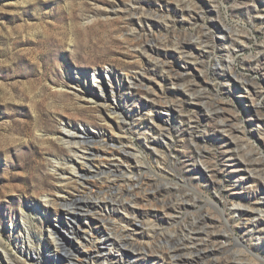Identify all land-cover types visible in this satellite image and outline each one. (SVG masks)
Masks as SVG:
<instances>
[{
    "label": "rangeland",
    "instance_id": "374dc122",
    "mask_svg": "<svg viewBox=\"0 0 264 264\" xmlns=\"http://www.w3.org/2000/svg\"><path fill=\"white\" fill-rule=\"evenodd\" d=\"M95 68L155 91L117 78L99 100ZM61 245L76 264H264V0H0V264H65Z\"/></svg>",
    "mask_w": 264,
    "mask_h": 264
},
{
    "label": "bare ground",
    "instance_id": "6f19581e",
    "mask_svg": "<svg viewBox=\"0 0 264 264\" xmlns=\"http://www.w3.org/2000/svg\"><path fill=\"white\" fill-rule=\"evenodd\" d=\"M142 15V14H141ZM185 53V52H184ZM170 72V71H169ZM164 73V72H163ZM77 74L78 75H80V76H82V77H86L87 75H88V73L86 72V71H84V70H81V71H78L77 72ZM90 75H92L91 76V78H92V80H94V89H93V94L94 95H96L98 98H100L99 100H104L105 102H108L109 100H114V101H117V95H119V93H122L123 91V89H120V91L118 90H116V88H114V82H115V80L118 78V79H120V82H121V84H122V82L124 81H126L127 82V80L129 81V88H131L132 86L133 87H138V86H143V87H147V89H150V90H152V91H155V90H153V88L151 87L152 85H150V84H146L145 82H143V81H140V82H142V83H140V84H138V83H136V82H134V81H132V79H130L128 76H126V77H121L120 75H118V74H116L114 71H113V69L112 68H95L94 70H93V72H92V74H90ZM142 79V78H141ZM173 82V81H172ZM174 83V82H173ZM176 84V83H175ZM121 87H122V85H121ZM109 90V92L111 93L109 96L107 95V93H106V91H108ZM90 101H94V99H89ZM167 112H170L169 110H167ZM112 114H117V111L116 112H113ZM120 114V116H121V114L122 113H119ZM123 116V115H122ZM121 118V117H120ZM119 118V119H120ZM124 119H123V122L124 123H128V121L126 120V118L125 117H123ZM150 118H152L151 120H154V122H156L155 120L156 119H154L153 117H150ZM122 120V119H121ZM79 129H81V130H79V132H77L76 131V133H72L71 132V130L70 129H68L67 127L64 129V131L63 132H66V134H68L69 135V137H72V138H74V134H76V135H80V136H84V132L85 131H87V128L86 127H81V128H79ZM135 129H136V131L138 130V126L137 127H135ZM141 131V130H140ZM145 138H147V137H145ZM66 139V138H65ZM68 141H66V143H68V144H74V145H77V147L79 146V148L80 149H82L83 151H81V152H87L88 154L87 155H85V153H83L82 154V156L84 157V156H87V158H91V159H93V158H102V157H104V156H106V155H102V154H100V152H98V151H95L94 149H93V147L91 148V147H86V146H82V145H80V144H77V143H74V142H72V141H70L69 142V139H67ZM106 140V139H105ZM120 148V147H119ZM118 148V149H119ZM123 148H125V147H123ZM71 150V152L72 153H74V154H76L75 156V158H77L76 160H74V159H72L71 160V162H68L67 164L69 165V166H71L70 167V172H71V174L73 173V174H75V175H78V176H80L81 178H83V179H86L87 177H88V175L90 174L89 172L90 171H88V170H91L93 167H92V165H90V163H88V162H85V163H83L84 165H82V164H78L79 162H78V160H80V158L79 157H77V154H78V151H75V150H72V148H70ZM121 149V148H120ZM127 151V150H126ZM125 151V149H121V151L119 150V151H117V150H112V151H110L109 152V154H107V158H110L111 160H112V164H111V166H112V168H115V169H121L122 167H124V165L123 164H125V163H127V167L128 168H131V165L128 163V161L125 159V156H126V154L128 155V151L126 152ZM108 152V151H107ZM135 156V155H134ZM55 157V156H54ZM136 157V156H135ZM105 158V157H104ZM82 159V158H81ZM136 159V158H135ZM103 160V159H102ZM138 161V160H137ZM139 162V161H138ZM103 163V162H102ZM131 163V162H130ZM140 163V162H139ZM58 164V163H57ZM60 164V163H59ZM132 164V163H131ZM84 169H87V170H84ZM66 174V173H65ZM65 174H63V175H65ZM66 176V175H65ZM126 177V176H125ZM127 178V177H126ZM125 178V179H126ZM129 179H131L130 177H129ZM127 181V180H126ZM148 191H149V189L148 190H146V194L148 195ZM146 194H144V195H146ZM46 199V198H45ZM48 199V198H47ZM46 199V200H47ZM48 201V200H47ZM53 201V202H52ZM51 202V204H53V205H55V206H59V203H58V205H57V203H56V201L55 200H52ZM126 201V203L129 201L128 199H126L125 200ZM113 202H115V201H113ZM117 202V201H116ZM49 203V202H48ZM121 203H123V205H125L124 203V200L123 201H121ZM130 203V201L128 202V204ZM132 203V202H131ZM96 205H99V207H101V208H104V209H106V208H108V205H106L105 207H104V205H100V202H96L95 204H93L92 206H94L95 208H93L94 209V211H95V209H97V206ZM60 207V206H59ZM81 207H87V205L86 206H84V205H82ZM64 208V207H63ZM125 208V207H124ZM100 209V208H99ZM76 210L77 209H74V208H72V207H68L65 211H66V215H68V216H72V215H76V213L78 214V212H76ZM107 210V209H106ZM126 212H127V214H129V215H131V211H132V209L131 208H128V207H126V209H124ZM77 211H79V214H80V212H82L81 211V209H79V210H77ZM56 212H58V214L61 212L60 210H57ZM84 212H86L85 210H83V216H85V219L87 220V222L89 221V218H90V213L92 212V210L91 211H87L88 213H84ZM89 214V215H88ZM103 221V220H102ZM121 222V221H120ZM68 224V232L71 234V235H74L75 237H77L78 239H79V237H78V234H79V232L80 231H82L83 232V230L85 229L86 230V228L85 227H83V226H85V222H82V224L83 225H81V224H79L78 222H73V221H71V220H69V222L67 223ZM87 225H88V223H86ZM50 236H52V232H50V234H49ZM80 237H82V234H81V236ZM86 237V236H85ZM52 239V238H51ZM111 239V236H108L107 235V237H106V239H105V241L106 242H108L109 243V250H110V252H112L116 247H117V243L116 242H118V241H111L110 240ZM117 239H120V241H123L122 239H121V237L120 236H118L117 237ZM79 240H81V239H79ZM91 241H92V239H91ZM52 242L54 243V245H55V248H57L58 250H59V248H60V246L58 245L59 244V242L56 240V238H53V240H52ZM93 242H94V240H93ZM115 242V243H114ZM82 246H84V247H86L87 248V243L86 242H82ZM94 244L96 245L97 244V242H94ZM119 247H120V249H121V252L122 251H124L126 248H131V244H127V243H125V242H123L121 245H119ZM152 248V247H151ZM132 249L134 250V247H132ZM161 250V249H160ZM134 251H136V250H134ZM144 253L145 252H147V253H150V254H159V248H157L156 246L155 247H153L152 249H147L146 250V248H144ZM137 252V251H136ZM54 253L55 254H57L55 251H54ZM162 254V253H161ZM56 256V255H55ZM132 263V261H130L129 262V264H131ZM65 264H76L74 261H73V259H71V258H68L66 261H65Z\"/></svg>",
    "mask_w": 264,
    "mask_h": 264
},
{
    "label": "flooded vegetation",
    "instance_id": "af4514ba",
    "mask_svg": "<svg viewBox=\"0 0 264 264\" xmlns=\"http://www.w3.org/2000/svg\"><path fill=\"white\" fill-rule=\"evenodd\" d=\"M168 103V102H167ZM171 103V102H170ZM170 106H172V105H170ZM214 206V205H213ZM215 207V206H214ZM215 209H218L217 207H215ZM189 226H191V225H189ZM208 228V224H205L204 225V228H202V230H206ZM194 230H196V229H194ZM200 232H196L195 234L197 235V234H199ZM237 245H238V247H240V248H244L246 251H244V250H242L243 251V253L244 252H248V253H250V254H252L253 253V251L251 250V249H249L246 245H244L239 239H237ZM242 251H241V253H242ZM252 255H254V254H252ZM175 258V260L177 259V257H174ZM242 260L241 261H245V259L244 258H241Z\"/></svg>",
    "mask_w": 264,
    "mask_h": 264
},
{
    "label": "water",
    "instance_id": "95a60500",
    "mask_svg": "<svg viewBox=\"0 0 264 264\" xmlns=\"http://www.w3.org/2000/svg\"><path fill=\"white\" fill-rule=\"evenodd\" d=\"M58 245L60 246V244H58ZM61 250H62L64 253H66V254L69 253V252L66 250V248H65L64 246H62V245H61ZM61 255H65V254H61ZM69 255H70V254H68V256H67V258L65 259V261H66L68 258H71V259H72V256L70 257ZM56 264H59L58 261H56Z\"/></svg>",
    "mask_w": 264,
    "mask_h": 264
}]
</instances>
